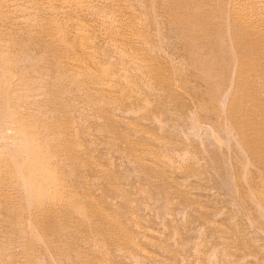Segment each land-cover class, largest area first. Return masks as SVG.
Returning a JSON list of instances; mask_svg holds the SVG:
<instances>
[{
  "label": "bare ground",
  "instance_id": "6f19581e",
  "mask_svg": "<svg viewBox=\"0 0 264 264\" xmlns=\"http://www.w3.org/2000/svg\"><path fill=\"white\" fill-rule=\"evenodd\" d=\"M40 1L44 0H0V233L4 239H0V264H14L17 260L18 254L11 253V247L8 250L6 244L13 242L11 236L20 242L22 255L19 253L18 258L30 264L32 253L38 249L34 240L44 241L48 237L53 244H48L49 247H55L53 237L66 239L68 243V238L74 240L83 229L86 234L91 222L94 227L89 230L109 226L111 220L99 208L86 207L90 202H82V196L78 195L82 186L78 181L88 166L84 164L88 159L85 153L92 148L84 147L80 138L84 134L82 123L88 121V116L74 100L79 102L80 98L83 106L85 102L89 104L91 109L87 111L95 116L91 115L94 121L104 119V126L110 130L115 112L112 104L117 101L114 97L121 101L124 97L121 91L127 89L122 84L124 89L117 87L118 83L113 87L111 81L107 82L109 75L107 78L94 73L110 57L126 68L138 59L141 74L138 77L134 74L135 82L147 79L149 87L164 88L179 100V88L184 89L189 82L204 85L206 92L202 94L193 86L190 89L200 100L209 99L205 104L199 103L203 104L204 112L211 110L215 117L225 112L226 119L231 120L234 132L228 138L235 140L261 173L249 179L252 182L247 187L249 192L255 190L252 195L262 198L258 206L264 208V25L258 19L242 15L240 0H134L133 9L130 2L120 6L121 1L127 0H103L112 5L100 15L103 36L98 33V37L80 38L78 44L75 37L71 46L67 42L71 38L69 26H63L59 19L40 18L42 13L57 14L59 7L52 0L42 7ZM60 3L76 9L79 15L83 12L86 17H93L85 0ZM63 12L62 17L70 19ZM77 21L74 23L78 26ZM80 28L84 30L80 25L78 31ZM126 31L132 35L130 41L124 35ZM98 38L106 42L102 59L95 52L98 45L95 51L92 48ZM131 40L140 47L136 42L131 46ZM176 62L190 71L177 68ZM136 64L132 66L135 68ZM130 70L134 71L131 67ZM127 72L123 74L125 78ZM129 84H126L128 88ZM70 90L74 91L71 96ZM112 91L120 93L112 97ZM114 136L122 141L119 134ZM94 175L97 176L96 172ZM256 185H261L263 190H258ZM54 249L63 257L64 252L57 246Z\"/></svg>",
  "mask_w": 264,
  "mask_h": 264
},
{
  "label": "rangeland",
  "instance_id": "374dc122",
  "mask_svg": "<svg viewBox=\"0 0 264 264\" xmlns=\"http://www.w3.org/2000/svg\"><path fill=\"white\" fill-rule=\"evenodd\" d=\"M245 1L251 2L252 6ZM60 2L63 3V0L55 2L52 0V3L59 7L57 14L42 13L40 18L60 20L63 26H69L71 38L67 42L70 46L75 37L77 43L80 38L85 39L90 35L98 37L97 34L100 33L103 36L100 15L106 8L112 7L109 1L85 0L86 7L90 9L93 17H86L83 12L79 15L76 9H70L67 4L62 5ZM129 2L133 9L134 0L121 1L120 6L123 7ZM40 3L44 7L48 1ZM240 5L242 15L258 19L260 21L257 22L264 25L262 18L264 16L261 15L264 14V0H240ZM61 6L64 7L60 8ZM64 10L63 13L68 14L70 19L65 20L62 17ZM76 15L80 18L76 19ZM122 18L127 20L124 16ZM75 21L82 25L84 30L81 31L80 28L78 31L77 27L80 25H75ZM124 35L129 36L127 37L129 41L132 39L128 32ZM132 41L129 43L131 46L136 44L140 47L136 41V43ZM93 42V51L98 48L95 52H98L97 55L101 54L102 59V49L106 47V42L101 38ZM129 50L131 51L130 48ZM140 50L141 48L138 49L139 52ZM110 58L111 62L108 59L100 65L101 73L99 71L94 73L109 75L107 82L111 81L115 88L116 83L117 87L122 84L127 88L121 86L124 89L121 91L124 96L121 101L117 96L114 97L120 92L112 91V97L119 100L115 101V105L112 104L115 110L111 123L113 128L111 125L108 126H111L113 131L111 128L106 129L108 127L104 126V119L101 122L98 117L99 120L94 121L92 117L95 116L90 114L91 111H87L91 109L89 104L87 106V103H84L86 108L82 105V99L79 98V102L78 99L74 100L76 106L83 110L82 113L88 116H86L88 121L82 123L84 134L83 137L80 134V138L84 142V147L92 148L85 153L88 159L84 164L88 166L78 181V184L82 185L78 188V195L82 196L81 201L87 204L90 202L86 207L99 208L111 220L110 224L105 229L96 226L89 230L91 226L94 227V224L89 222L87 233L85 234L83 229L73 237L76 240L68 238V243L66 239L53 237L56 239L54 240L57 248L64 252L63 257L58 255L55 249L53 251L56 246L49 247L52 243L48 237H44L47 244L41 238L34 240L38 249L32 253L34 259L32 258L33 262L30 264H264V208L258 206L261 197L252 195L255 190L249 192L247 187L248 182L249 186L252 182L249 179L258 177L261 173L251 164L246 154L242 153L243 149L241 150L235 140L228 138V134L234 132L233 126L229 123L231 120L226 119L225 112L219 117H215L211 110L210 113L204 112L202 106L209 99L200 100L199 95L195 96L190 89L193 86L202 94L206 92L204 85L189 82L192 83L187 85L189 90L187 87L180 90L178 84H173L179 88L177 91L181 96L179 100L164 88L149 87L147 79L141 80L144 85L141 84L139 87L140 82H135L137 80L135 75L138 77V74H141L138 59H136L138 64L134 60L126 68L114 57ZM134 63L137 65L135 68L132 66ZM178 64L176 62L174 66L183 69L184 66L182 64L177 66ZM108 67L111 76L107 71ZM130 67L134 71L139 69V72L133 73ZM187 69L188 67H184L182 71H190V68ZM124 71L127 72V78ZM128 73L133 75L129 76ZM114 78L116 81H113ZM131 78L134 82L130 81ZM125 79L130 81L129 88H132H128ZM199 86L204 89L202 87L199 89ZM149 88H152L154 93ZM68 93L71 96L74 91ZM67 95L66 91L64 96ZM200 102L203 104H199ZM79 103L82 107L77 105ZM117 103H120V106ZM95 122L97 126L94 125ZM115 134L117 136L119 134L122 141L116 140ZM129 146H132V149H128ZM260 186L255 187L263 190ZM253 199H257V202ZM235 232L239 233L235 235ZM1 235L2 233H0L2 240ZM10 240L13 242L4 244H9L8 250L11 247L9 251L11 253L15 251L14 254L20 257L22 255L20 242L12 236ZM65 251L69 253L67 254L69 259ZM18 256L14 264H25L23 258L19 260L21 258Z\"/></svg>",
  "mask_w": 264,
  "mask_h": 264
}]
</instances>
